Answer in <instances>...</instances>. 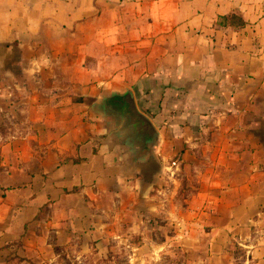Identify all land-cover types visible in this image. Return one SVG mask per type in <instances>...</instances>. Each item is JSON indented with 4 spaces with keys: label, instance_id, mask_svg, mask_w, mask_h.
Listing matches in <instances>:
<instances>
[{
    "label": "crops",
    "instance_id": "crops-1",
    "mask_svg": "<svg viewBox=\"0 0 264 264\" xmlns=\"http://www.w3.org/2000/svg\"><path fill=\"white\" fill-rule=\"evenodd\" d=\"M127 89L152 159L108 99ZM155 217L212 264L264 255V0H0V264Z\"/></svg>",
    "mask_w": 264,
    "mask_h": 264
},
{
    "label": "rangeland",
    "instance_id": "rangeland-1",
    "mask_svg": "<svg viewBox=\"0 0 264 264\" xmlns=\"http://www.w3.org/2000/svg\"><path fill=\"white\" fill-rule=\"evenodd\" d=\"M177 160H172L171 165H176ZM175 169L169 166V170L167 174H165L166 178L161 181L158 189H162L166 191V196L168 199L166 201H162V208L166 211L163 212L162 221L165 220H173L178 221L177 214L178 210H181V204L179 201L171 200L169 197L170 189L173 187L172 177L175 175ZM170 175V176H169ZM157 191V190H155ZM160 206V205H159ZM173 212V215L171 212ZM167 216V217H165ZM172 216V217H169ZM151 223L148 222L146 225L138 228L135 231L125 232L119 230H112L113 233H107L109 239L114 240L112 238V234L115 235L117 232L124 234V237L115 239L113 243L110 245H92L85 244L83 240L73 245H70L65 248V250L60 251V254L55 257L53 260H46L39 262L40 264H212V260L207 259L206 256L199 257L194 251L189 248V246L185 245L181 241V235L177 233L176 227H170L166 224V227H161L156 224L159 222V219L155 217V219H151ZM174 230L173 235L171 236V232L169 230ZM144 237V243L141 246H137L134 241L135 234L137 232ZM258 235V233L255 232ZM126 237V238H125ZM164 238V239H163ZM169 238V239H167ZM166 239V240H165ZM156 241L162 243L165 241L166 243L161 247L157 246ZM109 249V251H108ZM235 255V258H231V264H264V255H261L263 249L257 248L256 252L250 254V258H248L247 253L242 249L241 245H233L232 249H230ZM25 264H27L25 262ZM216 264V263H213ZM218 264V263H217Z\"/></svg>",
    "mask_w": 264,
    "mask_h": 264
},
{
    "label": "water",
    "instance_id": "water-1",
    "mask_svg": "<svg viewBox=\"0 0 264 264\" xmlns=\"http://www.w3.org/2000/svg\"><path fill=\"white\" fill-rule=\"evenodd\" d=\"M108 99L123 106L122 110L123 112L125 111L124 113L126 114V121L131 126L130 138L131 140H133L132 142L136 144L138 143V135L136 133V130L135 132L133 130L134 128H140V137L146 140L148 143L146 154L148 155L149 159L154 158L152 147L157 137V130L150 118L138 108L132 89H127L124 92H115L111 96H109ZM133 125L135 126L133 127ZM141 156H143V154H141Z\"/></svg>",
    "mask_w": 264,
    "mask_h": 264
},
{
    "label": "clouds",
    "instance_id": "clouds-1",
    "mask_svg": "<svg viewBox=\"0 0 264 264\" xmlns=\"http://www.w3.org/2000/svg\"><path fill=\"white\" fill-rule=\"evenodd\" d=\"M32 63H33V64H36V63H37V61L34 59V60L32 61Z\"/></svg>",
    "mask_w": 264,
    "mask_h": 264
},
{
    "label": "trees",
    "instance_id": "trees-1",
    "mask_svg": "<svg viewBox=\"0 0 264 264\" xmlns=\"http://www.w3.org/2000/svg\"><path fill=\"white\" fill-rule=\"evenodd\" d=\"M232 16V15H231ZM233 17V16H232Z\"/></svg>",
    "mask_w": 264,
    "mask_h": 264
}]
</instances>
